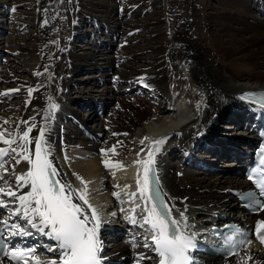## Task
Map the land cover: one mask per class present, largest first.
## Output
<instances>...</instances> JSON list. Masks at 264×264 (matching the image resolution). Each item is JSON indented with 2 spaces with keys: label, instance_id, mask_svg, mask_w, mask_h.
I'll list each match as a JSON object with an SVG mask.
<instances>
[{
  "label": "bare ground",
  "instance_id": "1",
  "mask_svg": "<svg viewBox=\"0 0 264 264\" xmlns=\"http://www.w3.org/2000/svg\"><path fill=\"white\" fill-rule=\"evenodd\" d=\"M47 1L50 2H38L36 10L39 13L34 18L35 31L30 41L24 46L14 42V49L11 45L8 47L24 62L28 72L26 75L19 74L8 65L6 71L0 72V94L8 91L9 96L12 92L9 90L19 89L15 92L22 99L19 104L7 101L8 106H20L18 111L13 110L12 115L6 114V109L0 106V133L5 139L16 138L17 125L23 131L35 124L30 133V139L35 140L40 129L44 128L45 139L53 146V164L60 173L59 180L71 183L77 190L84 187L80 178L88 182L89 203L105 221L108 216L109 220L116 221L112 227L124 235L123 244L122 241L120 244L113 243L114 246L109 249L106 242L102 253L120 259L122 264H136L133 256L143 253L151 259H145L141 264H156L152 249L144 247L145 237L150 240L151 233L130 227L120 213L122 203L132 199L127 182L129 171L137 160L147 159L153 141L165 138L160 151L155 154V160L167 191L172 217L179 220L180 212H184L187 223L192 227L188 231L196 235L197 227L219 220L220 213L230 215L235 211V202L228 189L247 188V183L239 175L241 160L245 158L237 152L233 158V153H226L231 151L228 146L237 142H242L245 149H249L258 137L256 121L253 119L248 124V114L237 96L246 89L264 88V0H215V5L193 0V31L179 24L185 16L175 17L176 6L183 4L182 0H159L164 6V15L157 20L149 17L145 24L137 19L128 20L124 13L114 19L110 15L116 12L114 3L105 1L97 5V2L89 0H78L76 12L71 8H63L62 11L55 7L54 16L57 18L51 19L49 24L48 17L42 13V5ZM155 4L158 2L151 1V6ZM10 8L7 0H0V24L4 25V17L12 13ZM73 16H76L75 22ZM88 18L94 19L97 32L105 30L109 37L115 39L120 38L118 32L124 33L121 44H116L119 50L115 57L109 53L114 47L103 45L107 35L94 33V27L93 31L83 30ZM98 18L105 26L98 24L95 20ZM160 22L164 25L163 43L159 41L161 30L156 34L154 28ZM145 27L149 28V32L144 36ZM127 33L128 38H125ZM168 34L171 41L167 39ZM73 39L83 42L85 39L87 50L75 52ZM101 46H105L104 49ZM96 56L101 57V63L106 67L100 68ZM83 65L90 68L97 66L99 71H104L99 80L113 78L111 90L102 84L104 89L100 93V96H107L109 92L119 95L110 104L112 108L107 120L102 119L97 111L98 105L105 106L104 99L91 98L88 103L89 93H83L78 98L67 94L72 83L71 72ZM129 83L134 89L126 87ZM28 88L36 89L31 94L30 103H26L29 100ZM135 89L148 91L151 96L129 97L127 94ZM81 90L84 92L85 88H79ZM153 95L162 98L161 104L155 105ZM106 99L107 103L111 101L109 96ZM76 105H85V109L93 105L90 110L93 108L96 114L93 117L88 115V119L78 118L73 111ZM228 112L234 113L231 122L240 120L243 125L241 136L228 137L218 132L217 122ZM5 120L9 123L4 124ZM64 120H71L72 126L66 127ZM142 140L143 144L140 143ZM114 145L116 154L101 153V149L108 150ZM7 147L0 141V148ZM11 147L18 149L19 142ZM29 149L34 158L35 144L29 145ZM202 152L220 153L219 161L229 156L231 163L226 168L229 171L222 175L220 172L210 175L213 165L208 160L216 158L207 159L209 155L203 157ZM14 157L15 153L11 152L3 157L9 170L6 175L13 187V166L16 174L23 173L28 167L27 162L22 160L16 164ZM105 160L109 161V167H105ZM116 164L123 167H115ZM203 164L205 166L202 167ZM197 168L207 173L197 174V171L191 170ZM28 190L21 188L18 194ZM114 193H119V198ZM13 199L6 198L9 201ZM74 202L79 201L74 199ZM82 206L90 212L86 205ZM15 207H18V202L10 205V208ZM8 212L9 209L0 208V219H8ZM259 216L264 219V208ZM9 223L23 225L24 221L12 217ZM219 223L224 221L219 220ZM101 229L99 238L103 240ZM34 237L46 238L36 233L31 237L13 236V241L20 248L31 247V238ZM51 242L53 240H49ZM49 246L39 247L35 255L41 260H59L56 252L48 250ZM209 261L211 264H264V249L247 247L229 260L211 258ZM0 264L14 263L0 260Z\"/></svg>",
  "mask_w": 264,
  "mask_h": 264
},
{
  "label": "snow or ice",
  "instance_id": "2",
  "mask_svg": "<svg viewBox=\"0 0 264 264\" xmlns=\"http://www.w3.org/2000/svg\"><path fill=\"white\" fill-rule=\"evenodd\" d=\"M75 22V21H74ZM47 23V21H45ZM147 86V85H146ZM12 92L19 89L9 90ZM36 89L28 88L27 92L30 103L31 94ZM8 91L3 93L7 95ZM255 93H248L240 98L248 99ZM264 99V92L260 93ZM264 108V104L260 105ZM35 120V117L32 118ZM9 123L5 120L4 124ZM27 125V121H21ZM32 124L26 130H21L19 125L16 128V138H3L0 133V141L7 148H0V208L9 209L8 219L0 220V224L5 226L7 234L11 236H28L31 237L38 233L55 241V246H49L50 252H56L59 260H41L35 255L32 248H20L13 245L9 250L4 252L15 264H101L99 253L102 248V242L99 238V232L102 227L101 217L96 208H94L87 198L88 182L82 178L81 183L84 185L82 190L74 189L71 183L61 182L57 179L60 175L53 164V146L45 139V129H40L39 137L35 140L30 139ZM114 135H116L114 133ZM124 135H127L126 133ZM18 138V139H17ZM147 139V138H145ZM165 138L153 141V147L149 150L146 160H137L135 163L143 164V177L137 176L138 194L143 200V213L140 217L143 221L140 227L151 233L150 240L145 237L144 247L151 248L156 253L158 264H192L190 253L195 249V233L187 232L191 227L187 221L188 218L184 212H180V219L172 217V209L168 207L163 200L161 192L157 189L153 192L152 184L158 183L155 179V154L160 151V145ZM19 142V147L12 148L13 144ZM35 144L34 158L30 152L29 145ZM141 144L144 143L142 140ZM143 151V149H141ZM15 153V163L22 161L27 162L26 171L20 174L15 173L13 166V177L15 187L7 178L8 168L5 167L3 157L9 153ZM108 152L116 154V146L111 149H101V153L107 155ZM18 157V158H16ZM67 159V156H65ZM105 167H109L108 160L104 161ZM261 169L264 170V150L261 152L260 159ZM115 167H123L122 164H116ZM115 175V173H113ZM251 178V177H250ZM119 187V185H117ZM125 187H128L127 185ZM261 195H264V180L259 182ZM21 188H28L25 193L18 194ZM113 195L119 198V193ZM137 193H131L130 198L136 197ZM241 195H252L251 193ZM6 198H14L6 200ZM74 199L79 202H74ZM159 201V203H157ZM18 202V207L10 208L11 204ZM90 209L88 212L80 203ZM150 205V206H149ZM257 206L264 208V203L257 201ZM141 205L137 204L131 211L132 215L126 217L132 224H137L135 208ZM174 207V206H173ZM123 211V209H121ZM112 215H116L113 213ZM12 217H17L24 221V224L9 223ZM256 235L262 244H264V221L259 222L256 226ZM34 230V231H32ZM250 243V241H247ZM236 255L235 252L231 253ZM145 259H151L144 255H139L136 264H141ZM248 259H252L248 256Z\"/></svg>",
  "mask_w": 264,
  "mask_h": 264
},
{
  "label": "rangeland",
  "instance_id": "3",
  "mask_svg": "<svg viewBox=\"0 0 264 264\" xmlns=\"http://www.w3.org/2000/svg\"><path fill=\"white\" fill-rule=\"evenodd\" d=\"M39 1L40 0H7L9 6L11 7L10 9L12 10V13L8 14V15H6V17H4V25L0 24V36H1L0 37V49H2V51L0 52V72L6 71V67L8 65V66H11V68L14 71L17 70L19 74H25V75L27 74L28 69L25 66L24 62L18 58V55L14 54L13 52H10L9 51L10 49L8 47H9V45H11L12 49H14V46H15L14 42H19V43H21L22 46H24V44L26 42L30 41V39L32 38V34L35 31V26L33 23H34V18L36 16V14L39 13V10H36ZM89 1L97 2V5L102 4L101 2H105V1H107L109 3H114L113 7H115L114 10H116V12L114 11L112 14H110L113 16L114 19L118 18V17H122V15L124 13L125 18H127L128 20L137 19L138 22H141L143 24L146 23L147 18L151 17V19L157 20V18L160 19L165 13L164 6L162 4H160L159 0H89ZM151 1L158 2V4L151 6ZM182 1H183V4H181L180 6H176L177 10H176L175 14L177 16H175V17L185 16L180 21L179 24H184L183 26H186L187 28H190L193 31V0H182ZM197 1H198V3L202 4L201 1H203V0H197ZM204 1L207 2L208 4L211 3V4L215 5V3H213L215 0H208V1L204 0ZM77 2H78V0H50V2L47 1L46 4L42 5V7L44 9L42 11V13L44 14L43 16H47L48 18H50V20L47 18V21H49V24H51V19L54 20L57 18L54 16L56 14L55 7L62 9V11H64L63 8H69V9L71 8L70 10H72V11L74 10V12H76L78 10ZM41 4H42V2H41ZM94 7H97V6H94ZM97 8H101V7H97ZM53 9H54V11H53ZM98 10H100V9H98ZM118 13H120L121 16ZM74 14L75 13H73V15ZM97 14H98V12H96V15ZM75 17L73 16V21H74ZM83 20H84V17H83ZM95 20H97L99 25L102 24V26H105V25H103V21H101L102 20L101 18H98ZM85 21H86L87 25L83 27V30L93 31L92 27H94L95 28L94 33L96 32V34H98L99 36H100V33H101V35L103 33H104V35H107V38H104L105 42L103 45L114 47V48H112L113 49L112 51L109 50V53L111 52L110 53L111 56L115 57V55L117 54V52L119 50V48H116V44H117V42H119L121 44L122 41L120 39H121L122 35H124V33L118 32V34H120V36H118V37H120V38L115 39V38L109 37L108 32L105 30L104 31L102 30V32H101V30H99L100 32H97L94 19L88 18ZM90 24H91V26H90ZM56 27H55V29H56ZM154 28H155V30H157L156 34H158L159 31L161 30V36H160L159 41L161 43H163L164 42V35L162 33V30L164 29L163 23L160 22L159 24H155ZM119 31H122V30L119 28ZM147 32H149V28L145 27V31L143 32L144 36ZM167 32H168V30H167ZM125 38H128V33L126 34ZM118 39H119V41H118ZM167 39H168V41H171L170 34H168ZM73 41L75 42V44L73 45L74 42L72 43V48L74 49V46H75V50H74L75 52L82 53V52L87 50L86 49L87 45H86L85 39H84V42L83 41H75V39H73ZM104 47L105 46H101V48H103V49H104ZM100 59H101V57H99V56L95 57L97 64L99 63V65H101L100 68L106 67V65L104 63H101ZM100 68H98L97 66L96 67L93 66L90 68V66L88 67L87 65H83L80 68H78L77 70L71 72L70 75H71V82L72 83L70 84V87H69L70 89L68 90L67 94L70 95L71 97H77L78 98L83 93H89L90 97H88V99L86 100V101H88V103H90L89 100L91 98L98 99L97 97H99L100 99H104L106 101V103H105L106 107H105V112H104L103 116H101V117H102V119L105 118L107 120L108 113H109L110 109L112 108V107H110V104L115 102L114 99L118 98L117 96H119V95L116 94L115 92H109L108 91L109 95H107V96H109L111 98L110 99L111 101L109 103H107V99H106L107 96H100V93H101L102 89H104L105 86H107V88H109V90H111V88L113 86L112 85L113 78H111V77H106L107 80L106 79L99 80V78L101 77V75L104 72L102 70L99 71ZM107 73L110 74V71H107ZM89 82L90 83L92 82V83L89 85ZM102 84H104V87ZM131 86L134 87L130 83L128 84V86L126 85V87H129V89L132 88ZM81 87L85 88L84 92H82L83 90L79 91V88H81ZM87 88H88V90H87ZM132 89H134V88H132ZM127 95L131 98L134 96L140 97V95H141V97H150L151 96V94L148 91H144L143 89L142 90H139V89L136 90L135 89V91H131V93H128ZM1 96H0V106L4 107L6 109V114L12 115L13 110H16V111L19 110L20 106H18V105L16 107L8 106L9 102H7V101H11L12 103L19 104L22 99L20 98L18 92H11L9 94V96L8 95L7 96L1 95ZM155 98H156V100H155ZM152 99H154L155 105H158L160 102L163 101V100H161L162 98H160L156 95H153ZM89 110L90 109H88V108L84 109L82 107H79V105H76V107L73 109L74 115L78 118L80 117L81 119L82 118L88 119L89 118L88 115L93 117L96 114V112L93 109L90 111ZM86 112H88V113H86ZM232 112L231 113L228 112L227 115L223 116L217 122L218 132H220L224 136H228V137L233 136V135L241 136L243 133V131H242L243 125L240 124L241 123V122H239L240 120H238V121L236 120L237 121L236 123L231 122V119H232L233 114H234ZM63 124L66 127H68L69 125L72 126L73 123L71 120H64ZM233 124H234V126H233ZM239 124H240V126H239ZM89 140H90V138H89ZM236 146H238L240 149H242L241 143H236ZM201 154L203 155V157H206L209 155L208 157H206L207 159H210L213 157L216 158L214 161L212 159L208 160V163L213 165L216 169L213 171V167H212V172L210 175H215L219 172H220L219 174L222 175L224 172L229 171L226 169V168L230 167L228 165L231 163L228 160L229 156L226 155V157L224 158L223 161H219V160H217L218 159L217 157L220 156V153L214 154L213 152H211L209 154H206V153L202 152ZM230 161H232V160L230 159ZM191 170L197 171V174H199V173L201 174V172H205L204 170L200 171V169H198V168L197 169H191ZM205 173H207V172H205ZM106 242H108L107 247L109 248V246L111 245V244H109L110 237H107V239H105V244H106ZM120 242L121 241H118L117 243L115 242V244H118V243L120 244ZM123 242H125V240H122L121 243L123 244ZM109 249H111V248H109Z\"/></svg>",
  "mask_w": 264,
  "mask_h": 264
}]
</instances>
